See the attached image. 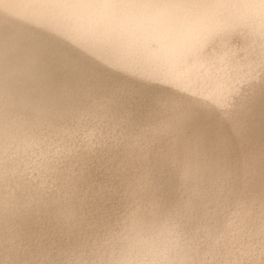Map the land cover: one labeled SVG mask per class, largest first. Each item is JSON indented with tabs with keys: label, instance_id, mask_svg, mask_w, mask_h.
<instances>
[{
	"label": "bare ground",
	"instance_id": "6f19581e",
	"mask_svg": "<svg viewBox=\"0 0 264 264\" xmlns=\"http://www.w3.org/2000/svg\"><path fill=\"white\" fill-rule=\"evenodd\" d=\"M0 264H264V0H0Z\"/></svg>",
	"mask_w": 264,
	"mask_h": 264
},
{
	"label": "rangeland",
	"instance_id": "374dc122",
	"mask_svg": "<svg viewBox=\"0 0 264 264\" xmlns=\"http://www.w3.org/2000/svg\"><path fill=\"white\" fill-rule=\"evenodd\" d=\"M64 45V44H63ZM66 46H67V44H66ZM68 47V46H67ZM67 49H69V48H67ZM71 49V48H70ZM71 51V50H70Z\"/></svg>",
	"mask_w": 264,
	"mask_h": 264
}]
</instances>
